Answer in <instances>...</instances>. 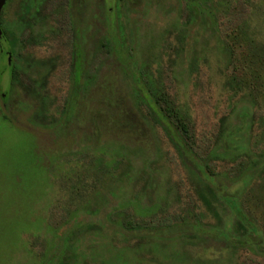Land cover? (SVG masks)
Segmentation results:
<instances>
[{
	"label": "rangeland",
	"instance_id": "obj_1",
	"mask_svg": "<svg viewBox=\"0 0 264 264\" xmlns=\"http://www.w3.org/2000/svg\"><path fill=\"white\" fill-rule=\"evenodd\" d=\"M2 26L18 73L0 82V264H264V0H8ZM129 69L186 115L249 241L207 233L245 229Z\"/></svg>",
	"mask_w": 264,
	"mask_h": 264
},
{
	"label": "trees",
	"instance_id": "obj_2",
	"mask_svg": "<svg viewBox=\"0 0 264 264\" xmlns=\"http://www.w3.org/2000/svg\"><path fill=\"white\" fill-rule=\"evenodd\" d=\"M2 13V12H1ZM1 28H2V35L0 37V53H4L5 57H7V60L4 61L0 57V82L1 77L3 73V69L7 67L10 70L11 75L9 76L10 80H15L18 70L17 66L14 63V59H11V64L8 60V52L5 50H2L3 47H1V41H4L5 39H9L7 30L2 26V16H1ZM5 31V34H4ZM5 37V39H4ZM10 40V48L7 47L11 51V54L13 56L14 54V42L13 39ZM6 41V40H5ZM4 49V48H3ZM11 58V57H10ZM3 68V69H2ZM130 81L132 82L135 90L140 94V97L143 98L144 102L148 105L150 108V112L152 115V118H154V121L157 124H160L164 130L166 131L167 135L170 137L171 141L174 143V146L178 149L182 157L189 162L191 169L196 173L198 176V179L200 182L204 185V187L207 189L209 193L212 194V196L216 197L217 200L221 201L222 204L227 206V208H230L236 215V229H245L243 232V235L232 237V234H230L229 230L226 228H222L221 230H215L210 231L207 230V233L214 234L219 239L224 238L226 241H230L236 244H244L246 240L249 241L252 234H254L257 230V226L255 225L254 221L250 218V214L245 212V206L244 203L240 202L239 200H236L235 196H225L223 195V186H220L216 184V174L215 171H212L210 169V166L206 162V160L198 161V157L195 154L193 147V143L191 141L192 136L190 134V128L188 126V118L186 117L183 112L178 109L174 103H169L168 98L162 95L153 94L150 90L145 89L144 85L142 84V81L140 80V77L138 73L133 71L132 69H129L127 71ZM258 85L260 87H264V84L260 81H258ZM78 83L75 79L74 84L72 86L71 93L69 97L65 101V105L63 106V114L66 117H71L74 114L75 106L77 102L78 97ZM5 95V94H3ZM163 101V104H162ZM241 147V146H240ZM204 161V163H203ZM247 176H243L242 180L245 179ZM226 197H229L225 199ZM211 202H209L210 204ZM238 227V228H237ZM179 230L186 229L188 231H198V230H205V228L201 227L200 224H185L181 225L179 223L176 224H164L162 227V231H168L170 233L177 232ZM153 230H156V227L153 226Z\"/></svg>",
	"mask_w": 264,
	"mask_h": 264
},
{
	"label": "flooded vegetation",
	"instance_id": "obj_3",
	"mask_svg": "<svg viewBox=\"0 0 264 264\" xmlns=\"http://www.w3.org/2000/svg\"><path fill=\"white\" fill-rule=\"evenodd\" d=\"M8 3V0L6 1V3H5V5H4V7H3V9L5 8V6H6V4ZM3 9H2V12H3ZM1 16H2V13H1ZM4 34H5V31H4ZM4 39H5V37H4ZM6 41V43H7V47L8 48H10V46H11V44H10V40L9 39H5ZM2 50H5V48L4 49H2ZM6 51L9 53L8 54V60H9V63L11 64V59H12V54H11V51L9 50V49H6ZM11 57V58H10ZM11 75V73H10V70H9V74H8V76H10Z\"/></svg>",
	"mask_w": 264,
	"mask_h": 264
},
{
	"label": "water",
	"instance_id": "obj_4",
	"mask_svg": "<svg viewBox=\"0 0 264 264\" xmlns=\"http://www.w3.org/2000/svg\"><path fill=\"white\" fill-rule=\"evenodd\" d=\"M7 0H0V37L2 35V28H1V12H2V9L5 5Z\"/></svg>",
	"mask_w": 264,
	"mask_h": 264
}]
</instances>
